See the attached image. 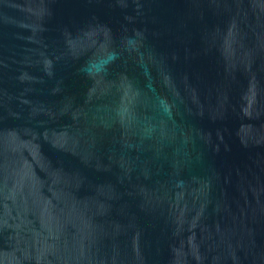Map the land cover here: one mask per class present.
<instances>
[{
    "label": "water",
    "instance_id": "1",
    "mask_svg": "<svg viewBox=\"0 0 264 264\" xmlns=\"http://www.w3.org/2000/svg\"><path fill=\"white\" fill-rule=\"evenodd\" d=\"M0 264H264V0H0Z\"/></svg>",
    "mask_w": 264,
    "mask_h": 264
}]
</instances>
